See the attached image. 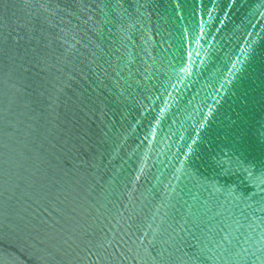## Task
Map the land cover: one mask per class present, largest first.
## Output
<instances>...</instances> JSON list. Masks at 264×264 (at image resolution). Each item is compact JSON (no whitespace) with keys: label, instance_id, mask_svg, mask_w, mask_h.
Listing matches in <instances>:
<instances>
[{"label":"water","instance_id":"water-1","mask_svg":"<svg viewBox=\"0 0 264 264\" xmlns=\"http://www.w3.org/2000/svg\"><path fill=\"white\" fill-rule=\"evenodd\" d=\"M0 264H264V0H0Z\"/></svg>","mask_w":264,"mask_h":264}]
</instances>
